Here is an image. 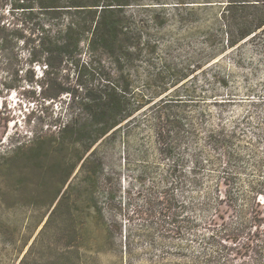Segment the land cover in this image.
Listing matches in <instances>:
<instances>
[{
	"label": "rangeland",
	"instance_id": "1",
	"mask_svg": "<svg viewBox=\"0 0 264 264\" xmlns=\"http://www.w3.org/2000/svg\"><path fill=\"white\" fill-rule=\"evenodd\" d=\"M6 1L0 14L19 23L21 14L8 12ZM132 3L136 12L139 1ZM141 3L163 7L162 26H150L159 40L155 62L167 45L180 69L193 70L157 98L179 96V147L171 158L159 156L139 114L129 153L120 139L107 151L98 184L78 166L56 197L59 180L40 187L36 171L18 169L10 157L29 144L52 109L64 120L68 113L58 102L52 107L36 85L12 82L0 69V264L242 262L223 236L247 222L246 199L258 196L264 207L254 189L264 191V33L227 43L231 34L219 19L225 0ZM158 197L166 216H149ZM217 206L221 217L212 224ZM262 223L264 235V213ZM259 244L264 261V236Z\"/></svg>",
	"mask_w": 264,
	"mask_h": 264
},
{
	"label": "trees",
	"instance_id": "2",
	"mask_svg": "<svg viewBox=\"0 0 264 264\" xmlns=\"http://www.w3.org/2000/svg\"><path fill=\"white\" fill-rule=\"evenodd\" d=\"M132 1L7 0L8 12L22 19L8 22L0 14V69L12 82L36 85L44 100L52 107L59 103L68 113L64 120L62 112L54 115L52 109L29 144L16 146L10 157L18 169L33 168L40 187L47 180H59L56 197L78 166L98 184L100 171L109 165L107 151L121 139L129 153L140 127L139 114L147 120L159 156L173 157L182 141L179 96L157 98L176 89L193 70L180 69L167 45L164 57L155 62L159 40L152 39L150 26H162L163 7L135 0L139 9L132 12ZM219 19L231 34V40L226 39L230 45L255 37L264 33V0H225ZM192 181L197 183L195 176ZM254 189L264 197L258 186ZM244 205L247 222L223 237L235 244L234 258L240 264H264L259 244L264 236L263 202L257 196ZM166 207L158 197L148 215L166 216ZM218 216L217 206L212 224Z\"/></svg>",
	"mask_w": 264,
	"mask_h": 264
}]
</instances>
